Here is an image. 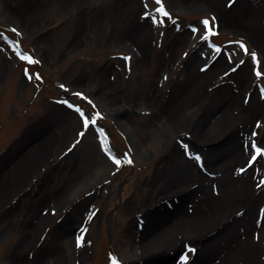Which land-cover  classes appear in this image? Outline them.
I'll return each instance as SVG.
<instances>
[{
    "label": "rangeland",
    "instance_id": "374dc122",
    "mask_svg": "<svg viewBox=\"0 0 264 264\" xmlns=\"http://www.w3.org/2000/svg\"><path fill=\"white\" fill-rule=\"evenodd\" d=\"M174 1L161 0L164 16L156 0H0V264H187L204 243L226 252L235 233L264 264V48L246 24L259 14L264 41V0ZM134 27L147 35L140 57ZM212 66L195 103L222 101L202 117L206 127L223 110L231 119L193 145L187 124L171 131L169 103L176 85ZM233 129L236 144L225 141ZM205 150L229 166L223 189L208 176ZM171 179L187 181L193 199L167 201ZM249 198L246 223L215 245L227 217L190 238L173 231L172 248L140 249L146 209L203 216L214 201L232 208ZM210 254L209 264L219 259Z\"/></svg>",
    "mask_w": 264,
    "mask_h": 264
},
{
    "label": "bare ground",
    "instance_id": "6f19581e",
    "mask_svg": "<svg viewBox=\"0 0 264 264\" xmlns=\"http://www.w3.org/2000/svg\"><path fill=\"white\" fill-rule=\"evenodd\" d=\"M173 3H175L174 0H172ZM184 5V4H183ZM187 8H190L192 6H186ZM242 7L239 8L241 10ZM219 16L222 18L225 15H227L224 10L217 8ZM260 17L257 13H252L251 16H248V19H246L247 24V31L248 34L257 42L260 43V45L264 48V41L261 40L262 33H260L257 28H255V24L258 21L257 19ZM141 26V25H140ZM140 28V27H139ZM138 27H134L133 31L130 33V36L132 38L131 42L133 43L135 47L136 54L140 57L143 51V46L145 45V42L147 41L146 36L143 35L141 38V32L138 33ZM143 34V33H142ZM260 34V35H259ZM139 47V48H138ZM208 75H202L199 76L197 79L194 78L193 80H190L188 82L187 86L178 87L176 85L175 89L173 90L172 94V100L171 104L169 103L168 110H175L174 113L172 112L170 117L168 118L174 120V126L171 129V131L178 129L182 124H187V130L190 131L188 140L192 142L193 145L197 144L200 141L208 140L209 138L215 136L218 132L222 131V129H225L227 126V121L230 120V116L227 114L225 110L221 111L219 116L214 118V121L211 123L209 127H206L207 122L204 119L202 120V117H204L211 109L216 110L219 109L220 105H222V101H216L214 104L211 102V100L207 101H199V103H195V96L196 90L193 89L195 87L199 88V86H202V82L207 80L212 73L216 72V68L212 66V68L209 70ZM192 90V91H191ZM183 94V95H182ZM177 95V96H176ZM182 95L180 98L178 96ZM178 97V98H177ZM206 99V98H205ZM254 104L256 101L253 102ZM214 108H212V107ZM255 106V105H254ZM163 108V107H162ZM161 108V109H162ZM193 108V110H192ZM164 109L167 110V108ZM187 110H192L187 112ZM168 111V112H169ZM202 112V116L198 117L197 114ZM198 117V118H197ZM213 117V113H210L209 118L211 119ZM167 119V120H168ZM166 120V121H167ZM125 130L128 132V134L131 136L132 140L135 141V138L133 136V133L131 132V129L125 124H120ZM186 130V131H187ZM237 131V132H236ZM170 132V130L168 131ZM241 131L233 129L230 131V133L226 136V140H230L236 144V141L238 140L235 133L239 134ZM180 132H178L179 134ZM161 138H164L165 136H160ZM205 162L206 165L209 167L210 172H214L213 175L208 174V176H212L215 180L220 183L221 188L223 189L226 186V183L229 181V166L226 164V166H222L218 164L219 160L211 159V156L209 154L208 150H205ZM241 158V156H237V159ZM189 161H183L180 163L179 166V173L183 174L186 172V169L188 167ZM207 177L202 176L200 180L199 186L202 184L205 185V183L208 181L206 180ZM187 181L183 180H168L166 182V185L163 186V189H171L174 187L175 189L168 190L165 195L167 198V201L169 199H172L174 197L178 200V207L180 204H182V201H184L187 198L193 199L195 189H189V187H186ZM188 186V185H187ZM202 187V186H201ZM204 188V186H203ZM186 189V190H184ZM201 189V188H199ZM172 196V197H170ZM209 201L211 199L208 198ZM166 201V202H167ZM238 201L234 200V205L231 208L229 205H221L216 204V201L213 202L212 208L210 209V213L207 215H181L182 209L178 208L174 211L173 209H168L170 211H167L165 209H160V205L158 207L152 208V209H146L144 211V223H143V230L139 235V245L142 253L146 254L148 252H153L154 250L162 247L172 248V243L174 242L176 236L172 239V233L173 231L176 232L175 235L179 234L180 237H183L186 239L187 237L190 238L191 235L202 233L207 230L209 227H214V225L220 224L219 221L223 222V218L227 217V221H225L221 225L220 232L212 239V244L215 245L218 240H222L225 238L226 235L230 234V232L234 231L235 229L238 230L239 227H243V224H245L248 220L249 213L251 210V200L250 198L242 202L241 199ZM211 202V201H210ZM174 203V202H173ZM211 204V203H210ZM233 204V203H230ZM174 205V204H173ZM244 209L243 214L239 213L241 209ZM167 209V208H166ZM238 212V213H237ZM238 214L235 215V214ZM241 215V216H240ZM245 218V219H244ZM226 219V218H225ZM262 228H264V221L262 223ZM230 229V230H229ZM233 234V232H232ZM231 234V235H232ZM233 242L234 246L227 250L224 253L219 252V248L216 251V247L212 248L210 247L209 243H204L199 247L198 253L195 254L194 260L192 262H189L187 264H209V261L212 259L210 253H214V255H217L219 257L218 260H214L210 262V264H255L258 258V246L253 245L249 237L246 236V239L243 241L239 240L236 233L233 234ZM175 248V247H173ZM216 253V254H215ZM220 253V254H219ZM131 255V254H129ZM128 255V257H129ZM198 255V256H197ZM213 260V259H212ZM178 264V263H176Z\"/></svg>",
    "mask_w": 264,
    "mask_h": 264
},
{
    "label": "snow or ice",
    "instance_id": "6c2138e0",
    "mask_svg": "<svg viewBox=\"0 0 264 264\" xmlns=\"http://www.w3.org/2000/svg\"><path fill=\"white\" fill-rule=\"evenodd\" d=\"M156 3H157V4H160V7L157 9V11L160 12V13H161L162 15H164V16H168V13L165 11V9H164V5L162 4L161 0H156ZM153 19H154V18H153ZM203 23L205 24V26H208V24H209V22H208L207 20L203 21ZM209 31H211V29H209ZM240 47H241V48H244L245 52L248 51L247 48H246L244 45L241 44ZM217 51H219V50H217ZM252 57H253V59H255V58H256V54H255V53H252ZM257 75H260V73H257ZM81 115H84V114L81 113ZM91 122L94 124V123H95V120H92ZM88 125H89V120H88V119H85V120H84V126H85V127H88ZM82 134H83V133H81V135H82ZM253 135H255V133H254ZM253 148H255V150H256L257 153L260 152L259 147H257L255 144H253ZM196 159L198 160L199 157L197 156ZM253 160H255V156L253 157ZM115 162H116L117 164L120 163L119 160H116ZM129 163H130V161H129ZM80 239H82V237H81Z\"/></svg>",
    "mask_w": 264,
    "mask_h": 264
}]
</instances>
